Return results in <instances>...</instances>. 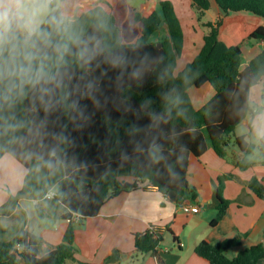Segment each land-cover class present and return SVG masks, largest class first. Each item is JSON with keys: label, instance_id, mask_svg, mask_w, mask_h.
Returning <instances> with one entry per match:
<instances>
[{"label": "trees", "instance_id": "trees-1", "mask_svg": "<svg viewBox=\"0 0 264 264\" xmlns=\"http://www.w3.org/2000/svg\"><path fill=\"white\" fill-rule=\"evenodd\" d=\"M214 2L222 14L249 12L264 18V0ZM191 5L198 20L210 9L209 0H191ZM90 11L102 13L112 34L135 50L130 55L137 59L147 55L154 69L168 67L174 72L183 48V31L170 1H159L158 8L151 9L146 15L131 9L128 0H116L108 9L95 7ZM85 21L86 24L92 22L88 16H85ZM204 26L208 32L203 36L200 51L178 74L173 73V79L164 86L177 87L183 104L178 111H173L166 123L153 132L162 146V152L157 158H149L142 151L133 153L123 128L120 129V138L124 140L123 147H127L133 158L122 156V146L116 142L114 135L109 139L101 113H97L91 127L74 131L69 125L67 130L76 142L74 145L62 146L60 154L64 162L55 169L47 168L40 159H48L49 147L53 143L50 138H43L41 142L40 137H28L23 143L0 139V157L8 154L26 170L21 190L15 197H11L1 212L8 213L21 196L44 198L54 188L55 195L50 198L51 202L65 209L58 219L70 222L62 241L42 257L38 256L39 238L25 230H21L10 242L0 241V264H82L75 259V230L71 220L73 216L95 217L102 205L116 193L138 189L137 183L120 181L121 176L145 182L164 197H168L171 190L178 197H184L189 192L187 167L190 156L199 157L211 148L217 156L223 158L227 154L230 139L244 154L237 162V167L244 170L250 166L247 155L253 151V146L244 137H235L233 134L236 126L249 113L250 89L264 78V50L241 71V46L246 40L264 41V26L246 23L223 26L221 20L207 22ZM162 27H165L166 35L159 40H152ZM88 30L91 31V27ZM109 75L114 76L115 73L110 70ZM154 81L155 73L143 84L129 82L125 95L131 97L134 104L146 97L155 100L158 88ZM205 83L210 84L215 94L196 110L188 90L191 87L200 88ZM104 86L108 95L114 94V87L107 80ZM84 103L91 110V103ZM155 106L158 107V101ZM43 115V112L39 113V117ZM112 115L114 119L120 117V113L115 111ZM132 120V116H126L125 126ZM139 123L147 124V117ZM49 130L59 131V128H54L50 123ZM260 149L264 151V142H260ZM227 178L223 176L218 180L219 205L215 218L210 222L211 227L221 220L229 205V201L224 200L221 194L223 181ZM248 188L257 198L264 199V185L260 180L253 178ZM240 238L236 236L214 244L202 241L194 252L209 264H258L264 261V243L245 248L233 258L228 257L227 251L238 247ZM162 242L163 237L158 232L148 230L135 234L134 256L154 254ZM17 243L20 245L19 251L15 250Z\"/></svg>", "mask_w": 264, "mask_h": 264}, {"label": "clouds", "instance_id": "clouds-1", "mask_svg": "<svg viewBox=\"0 0 264 264\" xmlns=\"http://www.w3.org/2000/svg\"><path fill=\"white\" fill-rule=\"evenodd\" d=\"M91 3L0 0V139L23 143L28 137H40L41 142L50 138L48 159L40 157L49 169L64 162L62 146L76 142L69 125L74 131L91 127L97 113L109 139L114 135L122 146V156L133 158L123 147L121 128L133 153L142 151L155 159L162 146L153 132L183 104L177 87H164L173 79L172 71L154 69L147 55L140 59L130 55L135 50L112 34L102 13L86 10ZM85 16L91 18L90 24ZM153 73L158 88L155 100L146 97L134 104L125 95L129 82L143 84ZM105 80L114 87L113 95L107 94ZM258 88L264 92V85H253L252 91ZM84 101L91 103V110ZM113 111L120 113L118 119ZM129 115L133 120L125 126ZM144 117L148 123L140 124ZM50 123L59 131L49 130ZM248 123L255 141L264 142V98L256 100ZM5 159L0 157V167Z\"/></svg>", "mask_w": 264, "mask_h": 264}, {"label": "crops", "instance_id": "crops-1", "mask_svg": "<svg viewBox=\"0 0 264 264\" xmlns=\"http://www.w3.org/2000/svg\"><path fill=\"white\" fill-rule=\"evenodd\" d=\"M97 1L109 3L106 7L100 6L108 9L116 0ZM159 1H170L173 4L182 27L183 48L176 61L179 72L200 51L203 36L208 32L205 23L221 20L223 26L231 23L264 26V18L259 19L257 15L249 12L229 18L228 14H222L216 7L215 19L205 21L207 11L198 20L191 0ZM209 3L212 9L210 0ZM184 11L188 12V22L192 29L188 30V33L183 26L185 16L181 13ZM165 35V27H162L152 40H159ZM262 50L264 41L243 42L240 70L247 67ZM256 85H264V78ZM252 88L249 93V113L236 126L233 134L235 137H244V140L253 146V151L247 155L250 162L247 169L237 167V162L244 154L230 139L227 154L223 158L217 156L211 148L199 157L190 156L187 167L189 192L184 197H178L176 202L170 201L145 182H138L128 176L119 177V180L125 183H137L138 189L116 193L102 205L95 217L73 216L71 224L75 230V259L82 264H209L194 252L195 247L202 241L214 244L240 236V245L227 251L230 258L245 248L262 243L264 199L257 198L249 190L248 184L253 178H257L264 185V151L260 149V142L251 136L248 116L256 100L264 98V92L259 88L253 92ZM188 94L193 107L198 110L214 96L215 92L209 83H205L200 88L191 87ZM3 157L6 159L4 166L0 167V241L10 242L21 230H25L39 238L38 256L42 257L62 241L70 223L58 219L65 209L61 205L53 204L50 197L34 198L24 195L17 198L8 213H2L1 209L21 190L26 174L25 168L13 157L8 154ZM223 176L229 177L223 181L221 192L222 198L229 201V205L221 220L211 227L210 222L215 218L219 205L218 180ZM181 203L196 205L199 212L184 214L177 209ZM150 229L160 233L163 242L154 254L135 257L134 235ZM258 264H264V261Z\"/></svg>", "mask_w": 264, "mask_h": 264}, {"label": "rangeland", "instance_id": "rangeland-1", "mask_svg": "<svg viewBox=\"0 0 264 264\" xmlns=\"http://www.w3.org/2000/svg\"><path fill=\"white\" fill-rule=\"evenodd\" d=\"M158 1L159 0H128V5L131 9L138 11L143 15H146L151 9L158 8ZM101 2H104V3H99V1H97V0H92V3L86 6V10H91L95 7H100V6L106 7L109 4V3H106L105 1H101ZM210 2L212 4L213 8L206 12V16L204 17L205 21L214 20L215 16H216L215 15L216 14L215 9L217 6H216L214 0H210ZM243 13H246V12H239V13L231 12V13H228V17L230 18V17H235L237 15H243ZM181 14H182V16L183 15L185 16V23L183 24V26H184L185 32L188 33V30L189 31L192 30L191 25L188 22V12L184 11ZM249 15H251V14H249ZM256 17H259V19H261L260 16H256ZM179 70H180L179 67H175L174 72H173L174 75L178 74ZM54 190H55L54 188L51 189V191H54ZM51 191H49L48 193H50Z\"/></svg>", "mask_w": 264, "mask_h": 264}, {"label": "built area", "instance_id": "built-area-1", "mask_svg": "<svg viewBox=\"0 0 264 264\" xmlns=\"http://www.w3.org/2000/svg\"><path fill=\"white\" fill-rule=\"evenodd\" d=\"M54 195H55V192H50V193L47 194V197L52 198ZM177 209L180 212L184 213V214H195V213L199 212V207L198 206H196V205H187V204H184V203L179 204ZM150 231L151 232H157L154 229H150ZM262 243H264V241H262ZM15 250L16 251L20 250V245L18 243L15 245Z\"/></svg>", "mask_w": 264, "mask_h": 264}, {"label": "water", "instance_id": "water-1", "mask_svg": "<svg viewBox=\"0 0 264 264\" xmlns=\"http://www.w3.org/2000/svg\"><path fill=\"white\" fill-rule=\"evenodd\" d=\"M168 198H169L170 201L176 202L177 199H178V195H177V193L175 191L171 190L168 193Z\"/></svg>", "mask_w": 264, "mask_h": 264}]
</instances>
